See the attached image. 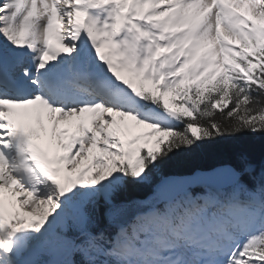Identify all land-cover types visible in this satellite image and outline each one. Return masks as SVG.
Listing matches in <instances>:
<instances>
[{
    "label": "snow or ice",
    "instance_id": "obj_1",
    "mask_svg": "<svg viewBox=\"0 0 264 264\" xmlns=\"http://www.w3.org/2000/svg\"><path fill=\"white\" fill-rule=\"evenodd\" d=\"M0 264H264V0H0Z\"/></svg>",
    "mask_w": 264,
    "mask_h": 264
}]
</instances>
